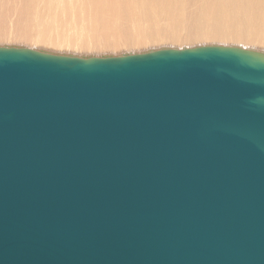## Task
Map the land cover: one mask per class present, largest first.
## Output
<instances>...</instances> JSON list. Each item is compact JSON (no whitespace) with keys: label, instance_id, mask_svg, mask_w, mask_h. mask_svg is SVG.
I'll return each instance as SVG.
<instances>
[{"label":"water","instance_id":"95a60500","mask_svg":"<svg viewBox=\"0 0 264 264\" xmlns=\"http://www.w3.org/2000/svg\"><path fill=\"white\" fill-rule=\"evenodd\" d=\"M0 264H264V52L0 47Z\"/></svg>","mask_w":264,"mask_h":264},{"label":"bare ground","instance_id":"6f19581e","mask_svg":"<svg viewBox=\"0 0 264 264\" xmlns=\"http://www.w3.org/2000/svg\"><path fill=\"white\" fill-rule=\"evenodd\" d=\"M212 45L264 52V0H0V47L88 58Z\"/></svg>","mask_w":264,"mask_h":264}]
</instances>
